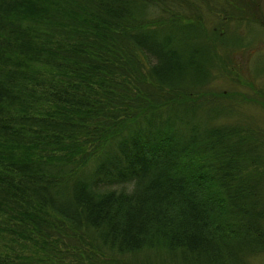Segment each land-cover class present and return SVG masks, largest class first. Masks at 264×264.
Wrapping results in <instances>:
<instances>
[{
	"label": "trees",
	"instance_id": "1",
	"mask_svg": "<svg viewBox=\"0 0 264 264\" xmlns=\"http://www.w3.org/2000/svg\"><path fill=\"white\" fill-rule=\"evenodd\" d=\"M255 11L0 0V264L250 263L264 127L246 108L264 91L232 60L248 44L218 43ZM215 72L251 93L211 90ZM213 102L241 113L210 119Z\"/></svg>",
	"mask_w": 264,
	"mask_h": 264
},
{
	"label": "rangeland",
	"instance_id": "2",
	"mask_svg": "<svg viewBox=\"0 0 264 264\" xmlns=\"http://www.w3.org/2000/svg\"><path fill=\"white\" fill-rule=\"evenodd\" d=\"M218 26L221 25V23H216ZM251 24L250 27L248 25ZM226 29L227 34L229 35V38L225 41L226 44H236L239 45L241 43H249L247 49H240L239 52L232 53L233 61L236 63L235 67L238 69L241 75L247 76L251 75L255 81V88L260 90L263 89L264 91V47L261 49V53L259 55H254V51L256 52L258 48H254L253 46V38L255 39H264V29L261 27L255 28L254 22H248L243 21L237 24V22H232L229 26L231 27ZM235 32V33H234ZM241 34L242 36H248V39L244 42L243 40H240L241 36L237 35ZM180 39V38H179ZM180 42L182 43L181 39ZM196 44H198L196 42ZM263 46V44H262ZM184 52L188 51V46H183ZM220 52H223L224 49H220ZM239 63V65L237 64ZM216 80L210 87L211 90L215 92H245L247 94H250L248 88L245 86L237 85V83H233L230 78H224L221 75H216ZM236 78V77H235ZM237 82L241 81V79L236 80ZM244 81V80H242ZM239 103H242L241 101H237ZM236 102V103H237ZM215 104V105H213ZM240 108L239 104H232V103H221L217 104L216 102H213L210 104L209 108H206L207 114L209 115V118L213 117H225V118H233L232 116L239 115L241 112L238 110ZM246 110H248L249 113L255 114L258 118L259 123L264 127V109L259 108L256 105H251L250 107H247ZM205 111V112H206ZM262 252H259V254L254 258L250 260L251 264H264V250H260ZM147 258V257H144ZM151 258L154 259V257H150L148 260L151 261Z\"/></svg>",
	"mask_w": 264,
	"mask_h": 264
},
{
	"label": "flooded vegetation",
	"instance_id": "3",
	"mask_svg": "<svg viewBox=\"0 0 264 264\" xmlns=\"http://www.w3.org/2000/svg\"><path fill=\"white\" fill-rule=\"evenodd\" d=\"M254 3L256 5V11L254 12L255 14V19L253 20V22L255 23V28L256 27H261L264 29V0H254ZM251 24H249L248 26H250ZM253 47L254 48H258L257 51L255 52L254 51V55H259L261 53V49L262 47H264V39H254L253 38ZM220 45H226V43H218ZM249 45V43H247ZM263 44V46H262ZM263 246H264V241H263ZM260 250H264V247L260 248L259 251H258V248L256 250H254V256L251 258V259H254L259 252H262ZM250 259V260H251ZM248 264H251V263H248Z\"/></svg>",
	"mask_w": 264,
	"mask_h": 264
}]
</instances>
